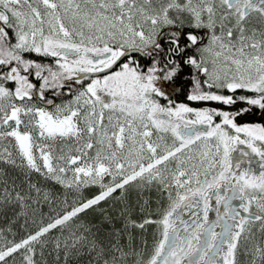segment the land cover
Here are the masks:
<instances>
[{"label": "snow or ice", "instance_id": "1", "mask_svg": "<svg viewBox=\"0 0 264 264\" xmlns=\"http://www.w3.org/2000/svg\"><path fill=\"white\" fill-rule=\"evenodd\" d=\"M0 211V264H264V0H0Z\"/></svg>", "mask_w": 264, "mask_h": 264}, {"label": "trees", "instance_id": "2", "mask_svg": "<svg viewBox=\"0 0 264 264\" xmlns=\"http://www.w3.org/2000/svg\"><path fill=\"white\" fill-rule=\"evenodd\" d=\"M177 99H183V97L180 96L179 93H178L177 94ZM252 118H254V117L251 114H249L248 117H242L241 120L252 119ZM11 174L13 176H15L16 172L12 171ZM92 191H94V189ZM112 205H113V202L109 201L108 202V206H106L104 203H101L100 208L104 209L105 207H107L109 215H115ZM52 207H55V202L53 203ZM43 211L45 213L51 214L50 207L47 204L43 205ZM11 217H12V213H8L6 215L5 212L0 211V228H5L8 225V222L11 219ZM102 217H103V213L102 212L93 211V212L86 213L84 216H81L80 219L81 220H86L87 223L96 225V228H94L93 231H96L97 229H99L100 235L105 236L107 234V229L110 227V225L108 223L104 222ZM24 219H25L24 217H20L19 221H17L15 224L12 225L13 229L15 231H17L18 234H22V230L20 229L19 226H20V224L24 223ZM37 219H39V217H37ZM34 226L35 225L30 221L28 224L25 225V228H32ZM117 226H119V225H117ZM57 231H59V229ZM8 238H11V236L9 235ZM47 258L49 260V264H55L54 255L53 256H48ZM61 260H63V255L62 254H61ZM86 260H87L86 256L82 257L80 260H77L75 257H73L72 258V264H82V261L86 262Z\"/></svg>", "mask_w": 264, "mask_h": 264}, {"label": "flooded vegetation", "instance_id": "3", "mask_svg": "<svg viewBox=\"0 0 264 264\" xmlns=\"http://www.w3.org/2000/svg\"><path fill=\"white\" fill-rule=\"evenodd\" d=\"M215 213L210 211V218L214 217Z\"/></svg>", "mask_w": 264, "mask_h": 264}]
</instances>
